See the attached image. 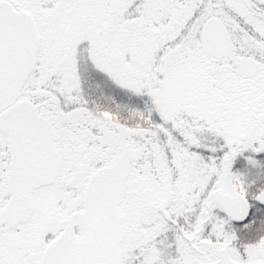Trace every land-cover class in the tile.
Masks as SVG:
<instances>
[{
	"label": "snow or ice",
	"instance_id": "snow-or-ice-1",
	"mask_svg": "<svg viewBox=\"0 0 264 264\" xmlns=\"http://www.w3.org/2000/svg\"><path fill=\"white\" fill-rule=\"evenodd\" d=\"M0 264H264V0H0Z\"/></svg>",
	"mask_w": 264,
	"mask_h": 264
}]
</instances>
